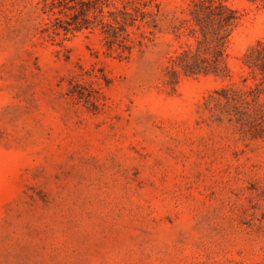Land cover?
I'll use <instances>...</instances> for the list:
<instances>
[{
    "label": "rangeland",
    "instance_id": "1",
    "mask_svg": "<svg viewBox=\"0 0 264 264\" xmlns=\"http://www.w3.org/2000/svg\"><path fill=\"white\" fill-rule=\"evenodd\" d=\"M157 2L126 58L100 27L57 36L41 0H0V264H264V136L216 100L262 83L244 56L264 0H224L229 75L174 83L192 0Z\"/></svg>",
    "mask_w": 264,
    "mask_h": 264
},
{
    "label": "trees",
    "instance_id": "2",
    "mask_svg": "<svg viewBox=\"0 0 264 264\" xmlns=\"http://www.w3.org/2000/svg\"><path fill=\"white\" fill-rule=\"evenodd\" d=\"M117 1L121 7L116 6ZM44 13H52L45 31L59 36L83 29L102 30L105 45L120 51L129 58L137 47L145 45L147 38L142 28L156 27L153 10L160 11L157 0H41ZM113 5L114 10L105 11ZM59 14V16H57ZM237 11L229 7L224 0H192L188 18L180 21L177 32H184L195 44L188 45L175 57H171L166 67L170 83L178 82L179 75H229L227 48L239 23ZM134 30V31H131ZM244 65L254 76L261 75L262 83L245 92L247 96H236L223 90L216 91L217 102L223 112L243 126L254 127L264 136V42L259 41L244 56ZM254 110L255 117L250 120L248 113Z\"/></svg>",
    "mask_w": 264,
    "mask_h": 264
}]
</instances>
